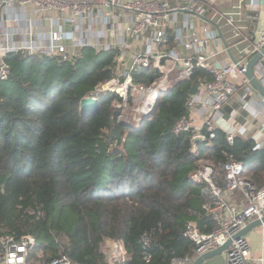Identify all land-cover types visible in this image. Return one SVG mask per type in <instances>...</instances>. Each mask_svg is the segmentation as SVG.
<instances>
[{
  "label": "trees",
  "instance_id": "obj_1",
  "mask_svg": "<svg viewBox=\"0 0 264 264\" xmlns=\"http://www.w3.org/2000/svg\"><path fill=\"white\" fill-rule=\"evenodd\" d=\"M118 56L117 50L92 48L72 62L5 56L11 74L0 80V239L31 236V264L61 255L76 264H106L100 252L106 236L119 249V240L124 244L125 259L118 264L194 257L186 226L194 223L211 234L216 222L204 185L191 175L209 164L223 177V165L236 160L245 165V177L264 185V150L254 152L253 140L230 144L217 131L214 140L193 144L191 133H172L187 114L193 86L214 78L203 68L171 80L155 110L139 122L121 120L124 99L111 92L97 96L99 109L84 115L81 100L116 76ZM160 77L152 68L132 74L141 87ZM128 104L134 105L131 98ZM30 209L42 215H29Z\"/></svg>",
  "mask_w": 264,
  "mask_h": 264
},
{
  "label": "built area",
  "instance_id": "obj_2",
  "mask_svg": "<svg viewBox=\"0 0 264 264\" xmlns=\"http://www.w3.org/2000/svg\"><path fill=\"white\" fill-rule=\"evenodd\" d=\"M245 0L232 10L208 14V6L200 0H0V18L11 7L17 5L50 21L48 41L42 40L43 33L34 29L28 32L29 40L24 45L10 44V37L0 41V80H7L11 67L5 61L7 54L48 56L65 62L75 61L84 48L96 51L122 50L130 39L152 35L154 50L134 54L131 64L122 69L123 57L116 60V76L96 87L89 97L97 98L101 93L111 92L133 101L154 100L157 94L167 89L174 74L180 80L192 76L195 67L203 68L214 76L212 81L199 83L194 95L186 102L187 114L176 121L172 133L176 136L191 133L201 141L216 138L222 131L230 144L237 138L253 140L254 152L264 150V96L255 89L245 76L250 60L264 49V30L256 42L241 39L228 44L223 37V25L231 28L235 38L241 37ZM175 16L185 19H199L213 24L203 28L201 33L191 32L186 39L176 38L181 50H165L168 44L170 25ZM69 28H66V27ZM187 28L188 23L184 22ZM45 34V33H44ZM175 42V43H176ZM167 43V44H166ZM215 47L208 52L209 44ZM229 50L236 62L233 63ZM155 69L161 77L150 86L134 85L132 74L141 69ZM254 76L264 85V58L254 67ZM153 103V105H154ZM151 105V111L153 110ZM232 107L231 117L225 114V107ZM205 110L204 122L198 123L196 109ZM146 111L137 119L140 121ZM241 110L250 115L247 123L236 118ZM124 114V113H123ZM122 117V116H121ZM206 130V134L204 133ZM245 165L236 160L223 165V177L214 166L204 164L191 175V181L204 185L203 197L208 202L209 214L216 222L211 234H204L196 224L186 226L184 235L195 243L194 257L174 260L172 264H188L196 258L218 249L232 240L225 251L226 264H249L252 248L245 237L233 240L248 223L264 217V185L258 186L245 177ZM240 193L241 204L231 203L229 196ZM111 237L112 236H106ZM100 244V252L106 256V264H118L125 259L126 251L122 241L120 249L110 248L107 238ZM109 239V238H108ZM144 238V244L148 246ZM34 239L31 236L18 238L6 236L0 239V264H31L28 256ZM107 249L106 252L102 248ZM264 264V258L258 259ZM49 264H76L68 256L61 255Z\"/></svg>",
  "mask_w": 264,
  "mask_h": 264
},
{
  "label": "crops",
  "instance_id": "obj_3",
  "mask_svg": "<svg viewBox=\"0 0 264 264\" xmlns=\"http://www.w3.org/2000/svg\"><path fill=\"white\" fill-rule=\"evenodd\" d=\"M241 0H200V2L208 5H212L215 12L230 11L232 8L238 4ZM245 10L243 23L241 25V37L235 38L233 36L231 28L225 26L222 21L223 37L226 43L234 44L241 39H249L251 42H256L259 39L260 34L264 30V0H245ZM213 13L210 14L212 17ZM187 22L188 27H183V23ZM50 21L45 18L35 14L32 15L29 10L21 9L19 6L15 5L8 9L0 18V41L10 37V44L24 45L28 42L29 36L28 32L34 29L36 32L43 33L42 40L48 41V35L50 31ZM210 25V27L215 28L213 24L205 23L199 19H185L184 16H175L170 25V33L168 38V44L165 50H181L180 42H176V38L186 39L187 35L191 32L201 33L203 28ZM66 28H69L68 26ZM30 31V32H31ZM45 33V34H44ZM176 42V43H175ZM169 44H174L173 47L169 48ZM215 45L209 44L207 51L210 52ZM153 39L152 35L149 33L143 37H137L130 39L127 47L125 49L119 50L123 57L122 69L126 70L133 59L134 54L139 51H153ZM177 77V74H174ZM173 76V77H174ZM198 123L200 125L204 122L205 110L201 107L196 109ZM232 107H225V114L231 117ZM250 115L241 110V115L236 118L239 123L246 124L247 118ZM229 201L231 203L241 204L243 202V196L240 193L234 196H229ZM249 224V223H248ZM245 238L249 241L252 248V258L249 264H259L258 259L264 258V225L262 227L256 228ZM111 247L117 246L113 240H108L107 242ZM203 264H226L225 253L220 256H216L209 260H206Z\"/></svg>",
  "mask_w": 264,
  "mask_h": 264
},
{
  "label": "water",
  "instance_id": "obj_4",
  "mask_svg": "<svg viewBox=\"0 0 264 264\" xmlns=\"http://www.w3.org/2000/svg\"><path fill=\"white\" fill-rule=\"evenodd\" d=\"M228 53H229V56H230L232 62L237 63L232 51L229 50ZM263 58H264V49L260 53L255 55L250 60L248 67H247V71L245 73V76L251 81V84L255 87V89L257 91H259V93L264 96V85L258 79H256L254 76V67ZM198 87H199V83H197L193 86V88L191 90V95H194L196 93ZM166 91H167V89H163L157 94V96L155 98V103L153 105V110L151 112H149L148 114H146L144 116V119L149 117L151 115V113L155 110V108L157 107L162 95ZM80 109L84 115L88 116L91 113H94L95 111H97L99 109V100L96 98H93V97H86V98L81 100ZM199 141H201V137H194L192 139L193 144H195ZM263 225H264V217L261 220L258 219V220L252 221L249 224H247V226H245L237 235H235L233 240L239 239L241 237H245L250 232H252L256 228L262 227ZM231 244H232V240H229V241H227V243L225 245L219 247L216 250H213L211 252H208V253L196 258L195 260L189 262L188 264H203L206 260H209V259L214 258L216 256H220L223 253H225V251L229 248V246Z\"/></svg>",
  "mask_w": 264,
  "mask_h": 264
},
{
  "label": "rangeland",
  "instance_id": "obj_5",
  "mask_svg": "<svg viewBox=\"0 0 264 264\" xmlns=\"http://www.w3.org/2000/svg\"><path fill=\"white\" fill-rule=\"evenodd\" d=\"M176 76H174L172 78L175 79ZM134 105L130 106L129 104L127 105L126 111L124 112V114H122L121 120L126 121V122H131V123H136L139 122V120L137 119V117H140L142 114H144V112L149 111L151 109V105H153L154 100H140V101H133ZM151 111V110H150ZM28 214L29 215H37L40 216L42 215L41 210L37 209V211H33V210H28ZM109 247L113 249V247L110 246ZM102 250L104 252H106L107 249H105L104 247L102 248Z\"/></svg>",
  "mask_w": 264,
  "mask_h": 264
},
{
  "label": "bare ground",
  "instance_id": "obj_6",
  "mask_svg": "<svg viewBox=\"0 0 264 264\" xmlns=\"http://www.w3.org/2000/svg\"><path fill=\"white\" fill-rule=\"evenodd\" d=\"M115 250L119 249L118 246L113 247Z\"/></svg>",
  "mask_w": 264,
  "mask_h": 264
}]
</instances>
